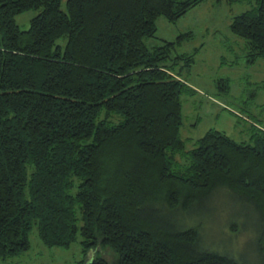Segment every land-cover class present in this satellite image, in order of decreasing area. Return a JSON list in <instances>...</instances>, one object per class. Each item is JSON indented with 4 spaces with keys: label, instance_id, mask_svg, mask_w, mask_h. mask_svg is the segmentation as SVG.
I'll use <instances>...</instances> for the list:
<instances>
[{
    "label": "trees",
    "instance_id": "obj_1",
    "mask_svg": "<svg viewBox=\"0 0 264 264\" xmlns=\"http://www.w3.org/2000/svg\"><path fill=\"white\" fill-rule=\"evenodd\" d=\"M205 1L0 0V260L28 251L37 229L49 248L103 249L80 264H255L206 245L203 225L222 210L256 230L264 264V129L253 121L252 144L210 130L186 152L182 96L196 90L175 66L189 71L199 49L172 53L195 35L147 45L159 18ZM211 1L256 4L230 30L248 64L264 59V0ZM221 194L245 209L238 223Z\"/></svg>",
    "mask_w": 264,
    "mask_h": 264
},
{
    "label": "rangeland",
    "instance_id": "obj_2",
    "mask_svg": "<svg viewBox=\"0 0 264 264\" xmlns=\"http://www.w3.org/2000/svg\"><path fill=\"white\" fill-rule=\"evenodd\" d=\"M255 6L254 2L249 1L227 5L225 2L218 4L208 0L176 23L159 18L155 38L147 40V45L152 48L163 45V41H174L182 33L192 31L195 35L193 40L172 53V58H176L199 49L189 71L183 69L184 60H179L175 66L177 72L181 71L188 84L196 90L193 96H182L181 137L186 144V152L195 149L198 141L210 130L223 132L238 143L252 144L253 121L257 127L264 129V59L248 64L246 40L235 36L230 30L234 17ZM39 14L40 10H30L17 15L15 20L22 30H28L31 20ZM66 42L63 38L59 44L65 46ZM172 60L169 64L176 62ZM221 195L217 200L225 198L224 194ZM219 205L230 213L232 221L236 220V213H245L244 208L225 199H221ZM216 206L218 203L215 200L207 203V208L197 214V219L191 218L189 223L196 225L208 220L209 215L203 217V214L206 215ZM221 211L214 213L203 225L206 245L212 249L215 247L221 253L227 251L237 257L245 255L247 260L259 264L260 253L256 246L259 236L256 230L241 224L230 227L229 215ZM80 241L79 238L68 249L49 248L34 229L30 234V249L19 256L0 260V264H80L89 263L96 255L105 258L100 248L85 257Z\"/></svg>",
    "mask_w": 264,
    "mask_h": 264
}]
</instances>
